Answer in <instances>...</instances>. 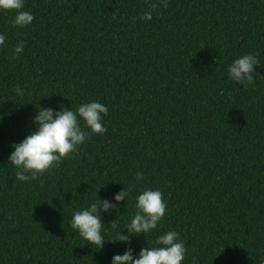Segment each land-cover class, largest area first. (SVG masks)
<instances>
[{
  "label": "trees",
  "instance_id": "trees-1",
  "mask_svg": "<svg viewBox=\"0 0 264 264\" xmlns=\"http://www.w3.org/2000/svg\"><path fill=\"white\" fill-rule=\"evenodd\" d=\"M24 10L34 20L19 29L0 12V264H111L169 230L184 241L183 264H264V0H25ZM248 53L258 65L243 87L226 68ZM93 100L108 108L107 131L17 180L8 157L37 108ZM130 183L95 250L70 228L72 212L96 193L114 202ZM143 188L163 193L158 229L111 242L110 222L127 235Z\"/></svg>",
  "mask_w": 264,
  "mask_h": 264
},
{
  "label": "clouds",
  "instance_id": "clouds-1",
  "mask_svg": "<svg viewBox=\"0 0 264 264\" xmlns=\"http://www.w3.org/2000/svg\"><path fill=\"white\" fill-rule=\"evenodd\" d=\"M25 0H0V12L14 13L11 26L13 28H26L34 20L30 11L24 10ZM166 6V5H165ZM152 8L156 4L151 5ZM135 19V18H134ZM141 20H151V11L141 15ZM7 33H0V47L6 43ZM23 41H18L12 49L13 56H18L24 50ZM258 61L254 54H244L234 59L226 68L228 79L243 85L253 83L254 66ZM17 95H22V90L16 89ZM109 114L106 105L99 101L80 103L74 110L62 108H37V113L32 117L35 130L20 141L12 145L8 161L15 169L16 179L28 182L43 176L46 172L60 165L62 160L75 153L86 141L88 133L101 135L107 131L104 118ZM87 130V131H86ZM144 179V173H135V184ZM135 184L130 183L119 192L113 193L112 201L96 199L79 210L72 212L69 222L73 232L87 242L95 250L103 248L104 242H109L103 235L105 224L103 215L116 210L121 201L126 198V204L132 197ZM134 213L127 225V235L121 230L116 231V219L111 221L114 237L111 242L130 243L133 237L143 235L144 238L158 229L160 222L166 215L167 204L164 202L163 193L159 189L143 188L137 190L134 203ZM186 248L179 233L169 230L156 235L149 246L140 249L134 254L133 249L126 248L122 254H114L111 264H183Z\"/></svg>",
  "mask_w": 264,
  "mask_h": 264
}]
</instances>
